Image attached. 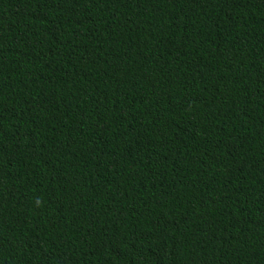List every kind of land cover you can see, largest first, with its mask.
<instances>
[{"label": "trees", "instance_id": "trees-1", "mask_svg": "<svg viewBox=\"0 0 264 264\" xmlns=\"http://www.w3.org/2000/svg\"><path fill=\"white\" fill-rule=\"evenodd\" d=\"M0 264H264V0H0Z\"/></svg>", "mask_w": 264, "mask_h": 264}]
</instances>
